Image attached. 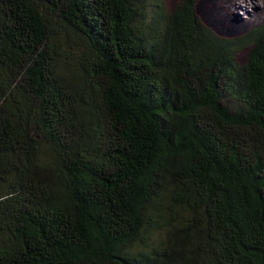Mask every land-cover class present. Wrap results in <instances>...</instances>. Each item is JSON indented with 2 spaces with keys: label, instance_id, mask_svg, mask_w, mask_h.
Wrapping results in <instances>:
<instances>
[{
  "label": "trees",
  "instance_id": "1",
  "mask_svg": "<svg viewBox=\"0 0 264 264\" xmlns=\"http://www.w3.org/2000/svg\"><path fill=\"white\" fill-rule=\"evenodd\" d=\"M196 3L0 0V264H264V21Z\"/></svg>",
  "mask_w": 264,
  "mask_h": 264
},
{
  "label": "bare ground",
  "instance_id": "2",
  "mask_svg": "<svg viewBox=\"0 0 264 264\" xmlns=\"http://www.w3.org/2000/svg\"><path fill=\"white\" fill-rule=\"evenodd\" d=\"M206 9L210 16H217L223 26L237 27L260 19L264 15V0H209ZM237 9L243 10L247 17L240 16Z\"/></svg>",
  "mask_w": 264,
  "mask_h": 264
},
{
  "label": "rangeland",
  "instance_id": "3",
  "mask_svg": "<svg viewBox=\"0 0 264 264\" xmlns=\"http://www.w3.org/2000/svg\"><path fill=\"white\" fill-rule=\"evenodd\" d=\"M168 8H172L174 4L176 3L177 0H164ZM238 0H234L236 2ZM209 4V0H197L196 3V12L199 15V17L202 19V21L208 25L213 31H215L217 34L221 36H235L238 35L258 24L264 21V15L261 16L260 19H257L255 22H250L247 25H237V27H228V26H223L220 22H218V17L216 16H210V14L207 12L206 6ZM239 12V15L242 16L243 18L247 17L244 13L243 10L237 9ZM221 21V19H219ZM247 51H242L238 55V59L242 61L245 57V54Z\"/></svg>",
  "mask_w": 264,
  "mask_h": 264
}]
</instances>
